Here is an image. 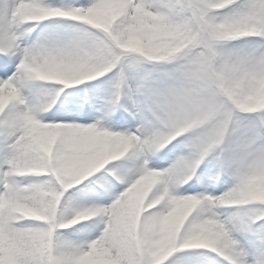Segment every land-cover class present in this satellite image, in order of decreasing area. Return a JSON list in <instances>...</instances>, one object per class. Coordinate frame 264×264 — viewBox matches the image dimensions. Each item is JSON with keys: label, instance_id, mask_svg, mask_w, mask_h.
<instances>
[{"label": "snow or ice", "instance_id": "6c2138e0", "mask_svg": "<svg viewBox=\"0 0 264 264\" xmlns=\"http://www.w3.org/2000/svg\"><path fill=\"white\" fill-rule=\"evenodd\" d=\"M217 2L218 0H120L116 13L119 19L110 29L111 36L115 40H122L127 35L135 34L144 39L143 30L137 21L148 12L154 11L157 13L154 19L158 29L155 38L164 40L174 30L168 24L171 17L183 14L190 25L202 23ZM238 2H242L245 9L243 19L258 28H264V0ZM111 8L112 0H0V88L6 93L9 89L12 90L10 97L6 95L4 111L0 112V264H166L173 253L194 249L215 253L227 264H264V204L233 205L232 207L243 211H237L223 219L217 213L208 216L217 221L219 227L215 230V235L205 242V246L189 247L179 243L190 231V225L193 226L191 230L203 229L202 220L194 224L198 213L201 216L207 215L202 204L180 225L178 233L173 237L175 243L168 249L167 258L161 254V242L148 238L147 227L143 230L133 229L118 212L110 213L108 228L99 245L88 240L62 242L57 235V225L62 222V218L53 208L54 193L60 190L53 174L61 167L75 163L77 154L94 152L100 144V131L141 137L142 143L125 155L139 161L143 157V143L158 145L174 130L170 121H162L159 125L154 123L160 118L153 105L161 95L154 73H135L132 64H128L121 72L124 90L119 97L109 90L101 110L104 120L109 123L114 121L124 130L104 127L101 119L93 120L92 107L82 105L77 99L79 89L65 94L68 105L66 110L76 115L57 119L54 112L44 121L70 125V129L49 131L25 125L23 117L44 105L41 96L27 99L21 95L22 89L38 80L39 73L67 70L93 61L107 69L121 59V54L108 33L75 18L78 13L96 10L98 20L103 23L106 16H111ZM49 18H66L86 27L81 29L83 31L72 33L50 31L31 39L36 26ZM123 25L126 27H122ZM84 32L88 34L87 39ZM256 38L261 39L264 36ZM173 58V54L168 53L161 59L148 63L156 68L166 65ZM130 77L134 80V86L128 84ZM257 86L253 85L251 89L241 93L229 90L228 94L232 96L233 103L243 108L246 99L256 92ZM55 111H59V108ZM251 115L255 116L256 122L246 126L244 131L250 141H256L264 132V108ZM80 120L90 122L81 123ZM131 123L135 124L133 128L125 127ZM90 128L96 132L89 131ZM174 141L169 144L172 148L168 145L165 149H180L181 138ZM177 171L189 175L191 167L178 166ZM135 174L136 165L127 167L113 164L86 180L87 183L84 181L78 185L80 187L76 188V192L85 200H108L113 192L122 191L121 185L126 187L125 183L118 182L114 177L134 178ZM29 175L45 176L47 179L26 185L15 179ZM196 175L195 172L194 176ZM219 175L217 170L216 178ZM261 181H264V162L236 178L237 186L253 195ZM98 185L106 187L107 190L102 191ZM222 193L185 190V193L177 191L175 195L196 196L204 200ZM25 208L34 209L36 214L25 216ZM25 220L35 223L25 225L22 223ZM80 227L91 229L90 225ZM61 248L64 251H59ZM173 264L217 262L204 254L192 253L178 257Z\"/></svg>", "mask_w": 264, "mask_h": 264}, {"label": "clouds", "instance_id": "9594fccd", "mask_svg": "<svg viewBox=\"0 0 264 264\" xmlns=\"http://www.w3.org/2000/svg\"><path fill=\"white\" fill-rule=\"evenodd\" d=\"M119 6L120 0H112V14L106 16L103 23L98 20L96 10L78 13L75 18L101 29L113 39L110 29L119 19L116 15ZM244 11L242 2L238 0H218L202 23L190 25L183 14H178L168 20L174 30L164 40L155 38L158 29L154 18L157 13L148 12L137 21L143 30L144 39L135 34L127 35L122 40L113 39L121 59L116 60L111 67L105 69L93 61L67 70L38 74V81L62 87L50 89L48 95L41 96L44 105L23 117L25 125L49 131L68 130L70 125L44 123L40 116L50 110L63 88L84 84L112 72L109 90L119 97L125 88L121 72L128 64L136 61L148 63L168 53L174 57L163 67L150 70L161 93L153 105L160 118L154 123L159 125L162 121H170L174 130L158 145L143 143V157L136 165L134 178L114 177L126 184L122 191L107 203L85 201L73 204L63 199L70 189L104 171L110 161L127 155L141 144V137L136 135L100 131V144L94 152L77 154L75 163L63 166L53 174L60 188L54 193L53 208L62 218L56 229L62 242L73 240L62 238L60 229L77 226L83 229L81 225H95L99 228L98 234L87 240L99 245L108 228L110 213L118 212L133 229L143 230L147 227L148 238L161 242V254L167 258L168 249L175 243L173 237L180 225L202 204L207 215L198 213L194 224L202 220L203 229L191 230L193 226L190 225V231L179 243L189 247L205 246V242L215 235L219 227L217 221L208 218L216 213L215 209L245 203L264 204V181L259 183L254 195L236 184L239 175L264 162V132L256 141H250L244 131L246 126L256 122L255 116L251 114L264 108V38L248 46H236L233 43L242 38L264 36V28L245 21ZM84 37L88 38L87 32H84ZM128 84L134 86L132 77ZM253 85H258L257 90L246 99L243 108L233 103L229 90L246 92ZM6 95L10 97L12 90L6 93L0 88V112L6 106ZM88 130L96 132L95 129ZM178 138H181L180 152L171 163L165 168L154 166L153 157ZM206 160L217 168L218 174L228 175L232 184L220 196L204 200L196 196L175 195ZM178 166H190L191 174L184 175L177 171ZM181 176L183 179H180ZM98 187L102 191L107 190L104 186ZM23 214L31 216L36 213L32 208H25Z\"/></svg>", "mask_w": 264, "mask_h": 264}, {"label": "rangeland", "instance_id": "374dc122", "mask_svg": "<svg viewBox=\"0 0 264 264\" xmlns=\"http://www.w3.org/2000/svg\"><path fill=\"white\" fill-rule=\"evenodd\" d=\"M46 2H47V0H46ZM57 19H66V18H49V19H46L45 21H42V22H40V24H38L37 26H38V28L40 29L41 28V32H40V35L41 34H43V33H47V32H50V31H59V32H65V33H72V32H74V31H76V30H71V31H63V30H59L58 28H57V26H56V24H55V21L57 20ZM69 20V19H68ZM36 26V27H37ZM259 40V38H256V37H248V38H242V39H240L239 40V42H233L236 46H248L249 44H252V43H254V42H257ZM132 65H133V68H134V72L135 73H145V72H148V71H150V70H153V68H154V66L153 65H150V64H148V63H146V62H143V61H136V63L134 62V63H132ZM160 67H163V66H160ZM160 67H156L157 69L158 68H160ZM107 82H108V84H110V82H111V79H108L107 80ZM30 85L32 86V91H26V98L27 99H31V98H33V97H35V96H46V95H48V90H50V89H56V87H54V85L53 84H51V83H47V82H44V81H42V83L41 82H39L38 80L37 81H32L31 83H30ZM100 85H102V86H105L104 84H100ZM109 89V88H108ZM97 91H99L96 87L94 88V89H92V92H93V96L94 97H90V99H88V101H94V103L96 102V101H101L99 104H96L95 106H96V108H94V105H92V104H89L87 101H85L88 105H90V106H92L94 109L93 110H96V112L97 113H101V110H102V108H103V105H104V103H103V101H105V97L107 96L106 95V93L104 94V91L103 90H101V92L104 94V95H106V96H99V95H97ZM77 97H78V100H79V96L77 95ZM93 114V120H95V119H100L99 118V116H98V114ZM57 114L55 113V116H56ZM66 115H68V113H65V114H59V117L61 118V117H66ZM42 117V116H41ZM57 118V117H56ZM80 122L81 123H87V122H90V121H83V120H80ZM114 125H115V123H114ZM103 126V125H102ZM124 130V129H123ZM122 131V130H121ZM179 152H176V150L174 151L173 149H172V152H171V154H167L166 155V157H167V160H166V166L165 167H167L170 163H171V161L176 157V155L178 154ZM134 157H130V156H128V160H126V159H122L121 161H123V160H126V161H128L129 162V165H126L127 167H133V166H135V165H137V163H138V160L136 159V158H134V161L132 160ZM120 161V162H121ZM125 165V164H124ZM227 177H228V175H220L218 178H216V176H214V179H210L209 180V182H208V180L207 179H205V178H203L204 179V182H206L207 184H210V186H211V189H212V185L213 186H215V184H214V181L216 180L219 184H221L222 185V188H221V191L220 192H213V194H220V193H222V192H224L229 186H230V184H231V180L230 181H227ZM39 178L40 179H38L39 181H44V180H46L47 179V177H45V176H39ZM16 180H17V182L18 183H20V184H22V185H26V184H29L28 183V181H26L25 183L23 182V181H21L18 177H16L15 178ZM39 181H37L36 183H40ZM122 188H123V185H121V190H122ZM180 188L178 189V192L180 193ZM115 194H118V193H116V192H113L112 194H110L109 195V198H108V200H98V201H90V200H85L84 198H82V197H79V200H78V202L77 203H83V202H85V201H88V202H99V203H107L111 198H112V196L113 195H115ZM77 203H74V204H77ZM218 210H219V208L218 209H215V211H216V213L220 216V218L221 219H223V218H225V217H227L228 215H226L227 213H224V215L223 214H219L218 213ZM235 211L237 212V211H243V209H237V208H235ZM23 224H25V225H33L35 222H33V221H27V220H25V221H23L22 222ZM60 231V233H62V238H69V239H71V240H73V238L71 237L72 236V233H70V230L69 229H65V230H59ZM94 237V235L92 236V237H90V238H93ZM89 237H87V236H84V234L82 235H80V238L77 240V241H74V242H83V241H85V240H87ZM185 251H187V250H180V251H177L176 253H173V255L172 256H170L169 258H168V260H167V262H172V261H174V258H178V257H180V256H183V255H186V254H184L183 252H185ZM217 256V255H216ZM218 257V256H217ZM220 258V257H219ZM222 258H220V260H221ZM222 261H224L223 259H222ZM217 262V261H216ZM225 263H227L226 261H224ZM171 264V263H170ZM173 264V263H172Z\"/></svg>", "mask_w": 264, "mask_h": 264}, {"label": "bare ground", "instance_id": "6f19581e", "mask_svg": "<svg viewBox=\"0 0 264 264\" xmlns=\"http://www.w3.org/2000/svg\"><path fill=\"white\" fill-rule=\"evenodd\" d=\"M57 106H60V105L57 104ZM99 116H100V115H99ZM100 117H101V116H100ZM101 120H102V122H104V125H106V126H104V127H108V126L110 125V123H109L108 121L104 120L102 117H101ZM131 124H132V123H131ZM107 125H108V126H107ZM127 125H128V124H127ZM133 125H134V124H133ZM134 126H135V125H134ZM179 150H180V149L178 148V151H179ZM113 163H115V161H110L107 167H109V166L112 165ZM26 178L29 179V180H32V181H28L29 184H31V183H35V182H33L34 179L36 178L34 175L26 176ZM26 178H25V179H26Z\"/></svg>", "mask_w": 264, "mask_h": 264}]
</instances>
